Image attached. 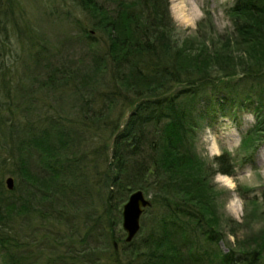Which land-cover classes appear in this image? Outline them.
I'll use <instances>...</instances> for the list:
<instances>
[{
    "label": "trees",
    "instance_id": "16d2710c",
    "mask_svg": "<svg viewBox=\"0 0 264 264\" xmlns=\"http://www.w3.org/2000/svg\"><path fill=\"white\" fill-rule=\"evenodd\" d=\"M72 4L84 27L103 33L85 29L94 46L84 64L61 58L29 24L19 27L11 1L0 0V264H264V221L252 244L222 249L211 176L234 175L237 165L226 152L214 156L217 168L206 164L194 145L204 123L214 127L245 112L264 120V0H233L226 8L251 54L236 60L232 41L223 43L215 75L208 57L191 56L176 38L171 0ZM66 91L79 94L75 112L48 101ZM78 139L99 140L87 165L74 152ZM249 155L243 164L254 162ZM99 157L98 176L108 187L105 261L88 241L94 228L76 242L75 225L60 231L49 223L76 211L77 183L85 175L89 181ZM8 174L16 176L12 189L4 184ZM138 189L151 198L143 213L152 220L140 238L126 241L115 236L116 218Z\"/></svg>",
    "mask_w": 264,
    "mask_h": 264
},
{
    "label": "rangeland",
    "instance_id": "374dc122",
    "mask_svg": "<svg viewBox=\"0 0 264 264\" xmlns=\"http://www.w3.org/2000/svg\"><path fill=\"white\" fill-rule=\"evenodd\" d=\"M10 1L13 17L19 23V27L29 24L30 27L36 28L51 43L52 51H57L64 60L84 64L89 60L91 48L94 46L84 38L85 29L91 30V34L98 37L103 34L101 31H96L89 23H86V27H84L82 22L76 19L83 20V14L78 15V9L72 7V0ZM232 1L171 0V13L177 25L176 38L181 44L186 45V51L191 56H201L203 59L208 57L206 62L217 68L212 70L214 75L216 70H221L219 65L217 66L215 52L223 46V43L232 41L228 48H230V56L235 57L236 60L241 57L249 59L251 54L239 41L232 18L226 12V8ZM204 7L209 12H206ZM69 9L72 11L69 12ZM94 49L96 50V48ZM230 56L226 55L225 59L230 60ZM236 69V73L239 74L240 69ZM50 98L48 101L52 106H56L62 112L72 113L79 109L78 93L66 91L58 99ZM128 109L130 107H124L123 111L128 112ZM235 117H222L214 127L204 123L197 131L194 142L198 157L206 164L217 168L218 164L214 161V156L226 152L237 165L234 175L217 172L211 176L216 191L214 210L219 219L217 227L222 230L220 243L224 251L241 248V244H252L264 221L260 213L264 210V201L260 197L261 189L264 187V120L257 119L250 112ZM81 140L78 145L75 144L73 149L80 155L83 165L84 163L87 165L88 160L92 157V143L98 145L99 140L96 139L94 142H92L94 139L92 141ZM254 147H256L255 151H253ZM246 155H249V158L253 157L254 162L243 164L242 161ZM99 161L100 157L94 161L92 170L89 172V181H84L85 175L83 181L77 183L76 188H79L77 191L80 192L81 189L82 191L80 196L76 195V203H73L76 205V211L65 216L59 222L61 224H57V221L49 223L54 224L60 231L71 230L75 225V228L79 229L75 236L76 242H78L79 236H84L88 228H94L88 241L92 247H101L92 252H97L100 259L105 261L110 251L102 248L109 247V245L102 231V229L107 231L103 227L105 215L101 216L107 206L108 187L98 176V170L101 168L97 163ZM83 165H80L82 172L84 171ZM9 176H12L16 182V176L8 174L4 179L6 186V179ZM122 210L123 204L120 205L118 214L120 216L116 218L117 224L115 225V236L121 239L127 235L122 227ZM150 217L149 210L142 214L141 231L135 238H140L144 234L142 225L143 223L149 224L152 220ZM37 224L40 227L38 222ZM114 244L118 248V243ZM87 252L90 255V250ZM46 254L42 259L46 257ZM120 255L122 258L124 257L122 252ZM107 263H110V258Z\"/></svg>",
    "mask_w": 264,
    "mask_h": 264
},
{
    "label": "water",
    "instance_id": "95a60500",
    "mask_svg": "<svg viewBox=\"0 0 264 264\" xmlns=\"http://www.w3.org/2000/svg\"><path fill=\"white\" fill-rule=\"evenodd\" d=\"M6 184L9 189L14 187L12 176L7 177ZM151 205V198L142 189L133 191L123 205L122 227L126 231V241H131L141 228V216L145 208Z\"/></svg>",
    "mask_w": 264,
    "mask_h": 264
}]
</instances>
